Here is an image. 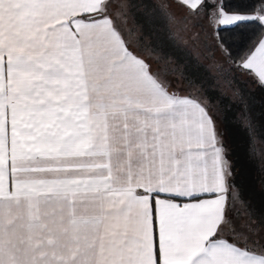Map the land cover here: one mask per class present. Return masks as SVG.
Returning <instances> with one entry per match:
<instances>
[{"label":"crops","instance_id":"obj_1","mask_svg":"<svg viewBox=\"0 0 264 264\" xmlns=\"http://www.w3.org/2000/svg\"><path fill=\"white\" fill-rule=\"evenodd\" d=\"M97 8L99 0H34L24 39L0 42V264H54V256L68 264H97L108 209L109 221L115 219L113 227L122 233L117 260L174 264L185 254L183 245L166 239L164 228L170 216L195 203L187 197L202 187L193 169H178L179 161L168 159L182 147L168 133L170 113L178 102L194 114L202 111L200 104L209 107L194 94L192 100L170 96L167 79L156 76V69L159 64L175 77L177 89L192 93L178 71L179 48L190 40L197 49L192 35L201 28L173 25L174 33L187 36L176 38L170 43L175 51L164 54L139 41L136 24L125 28L116 21L117 32L107 18L94 19ZM184 14L191 15L176 12ZM221 21L217 17L214 24ZM210 41L218 58L215 37ZM29 47L35 52H26ZM57 113H71L67 131L54 146L34 145L29 129L50 127ZM158 129L164 131L153 142ZM33 147L37 153L47 149L42 155L51 158L24 162ZM49 236L55 246L36 247ZM8 239L26 243L13 251L3 242ZM77 240L81 248L72 260Z\"/></svg>","mask_w":264,"mask_h":264},{"label":"snow or ice","instance_id":"obj_2","mask_svg":"<svg viewBox=\"0 0 264 264\" xmlns=\"http://www.w3.org/2000/svg\"><path fill=\"white\" fill-rule=\"evenodd\" d=\"M175 2L182 8H187L197 19L208 21L217 35L224 28L242 29L249 25H258V29L250 36L241 32L247 42L241 43L237 53L234 54L229 47L224 54L231 63L230 87L232 84L239 86L241 81L237 78L238 75H245L254 86L253 90L261 93L260 100L264 103V0H242L244 5L242 9L227 5L225 0H175ZM33 3L34 0H0V42L15 43L24 39V34L30 27L29 22L33 19L31 14ZM99 3L100 8L96 9L97 15L94 19L107 18L113 29L119 32L116 21L123 18L124 23H127L126 9L133 8V0H99ZM217 17H222L219 26L214 24ZM148 20L145 18L146 22ZM133 31L130 29L129 34ZM223 44L221 40L217 47ZM124 48L132 51L127 42L124 43ZM26 52L32 53L35 49L29 47ZM161 74L165 76L168 87L172 90L169 92L170 96L179 94L180 100L194 99L191 92H181L177 89L172 82L175 77L169 78V73L164 72L157 64L156 76ZM233 92L240 98L241 116L248 121L243 129L239 124L236 126L237 134L246 137L242 154L246 159L255 161L257 156L251 132L254 124L264 128V112L260 114L257 122L252 116L251 97L245 98L243 88H234ZM196 102L199 104L198 100ZM199 107L202 111L194 114L178 102L173 106L174 111L170 113L173 123L169 126L168 133L179 140L182 147L172 152L168 159L170 162L179 161L178 169L181 164L193 169L195 178L201 182L202 187L201 191L187 197L189 201L195 203L186 208L181 215L170 216L165 225L166 239L172 242L174 247L183 245L185 249V254L174 261V264H264V149H261L262 166L258 169L256 179L248 178L237 183L236 163L232 158L234 149L229 143L218 138L217 116L203 104ZM72 119L71 113L68 116L57 113V119L50 127L33 125L32 129H29L33 137L32 143L37 146L39 144L54 146L59 137L67 131L65 123ZM76 122L82 123L80 120ZM161 131L164 130L158 129L152 133L153 142ZM145 138L147 139V133ZM165 138L160 137L161 140ZM260 139L264 140V135ZM46 150L41 149L40 153H37L35 147L29 148L23 161L50 159L51 156L42 155ZM60 151L63 152V149ZM9 157H12L11 152ZM159 158L163 159V153L159 154ZM13 160L14 157L8 160L9 166L13 164ZM237 203L243 205L244 214L237 215L234 212ZM111 211L112 209H108L101 221L106 227L98 237L101 259L97 264H127L122 258L116 259V253L119 251L117 241L122 233L120 229L113 227L115 219L109 221ZM159 231L157 228L158 234ZM123 235L126 236L127 233ZM3 242L9 244L13 251H18V246L26 243L23 239H8ZM43 243L55 246L56 241L49 236L37 240L36 247ZM91 244L89 241V246ZM80 248L81 243L77 240L73 245L72 260H75V253L79 252ZM53 261L54 264H68V261L63 258L57 259L55 256Z\"/></svg>","mask_w":264,"mask_h":264},{"label":"trees","instance_id":"obj_3","mask_svg":"<svg viewBox=\"0 0 264 264\" xmlns=\"http://www.w3.org/2000/svg\"><path fill=\"white\" fill-rule=\"evenodd\" d=\"M170 2L171 0H167ZM134 6L132 9H128V15L131 16L132 22L138 27H141V35L139 41L147 42L148 45L158 52H163L164 54H170L173 50L171 44L176 42V38H179L180 35L174 33L171 27L173 24H168V16L164 14V5L163 0H133ZM225 3L229 6H235L236 8H243L242 0H225ZM175 9V7H172ZM176 10V9H175ZM174 10V11H175ZM176 10L175 12H177ZM169 14V13H168ZM97 15L91 14L90 16ZM176 17V16H175ZM179 17V16H178ZM186 25L189 27L200 26V32L192 35L194 37V44L197 49L192 51V48L187 46H180V60L182 65H178V71L183 76L186 84L194 85L198 84L196 81H199V84L203 88H207L211 83V67L207 63L208 61L205 58H201L200 50L205 51V54L211 50V41L210 36L215 37V41L218 44L221 40L224 42L223 47L224 52L230 50L235 54L240 50L241 43H246V37L241 34V32L247 33L249 36L258 29V25H249L246 28L237 29V28H224L218 35L214 33L213 28L204 25L203 21L197 19L191 15H181L180 16ZM145 18L149 20L146 22ZM175 21V20H174ZM192 24V25H191ZM179 25V23H178ZM216 25V24H215ZM220 24H217L219 26ZM181 28L187 26H180ZM187 27V28H189ZM187 33V32H186ZM191 36V37H192ZM202 36V37H201ZM198 37L200 40L198 41ZM162 43V46H161ZM167 44L166 46H163ZM171 43V44H170ZM143 45V44H142ZM172 46V48H171ZM204 48V49H203ZM213 54V53H212ZM208 55V54H207ZM209 58V55L207 56ZM211 57V56H210ZM227 57V56H226ZM179 60V63H180ZM227 60L229 61L228 57ZM209 65V66H208ZM231 64L228 66V78L231 80L232 73L230 72ZM227 77V73L224 74ZM241 84L239 88H243L245 98L251 97V110L252 116L259 120L260 114L264 112V103L261 102L259 91H254L253 87L249 85L250 81L247 79L241 78L240 75L237 77ZM210 99L215 104L214 108L216 112L208 105L209 109L217 116L218 123V132L221 139L226 143H229L234 149L233 160L236 163V172H237V183L251 178L256 179L258 169L262 166L260 163L261 149H264V140H261L260 137L264 135V128L253 125L251 132L253 139V146L256 152L257 159L251 161L246 159L242 154V149L244 146V141L246 137L237 134L236 126L241 125V129L246 127L248 121L246 118H243L240 113V100H232L225 93H220L219 91H208ZM220 124V126H219ZM258 183V180H257ZM239 215L244 214V207L239 203V209L237 210Z\"/></svg>","mask_w":264,"mask_h":264},{"label":"rangeland","instance_id":"obj_4","mask_svg":"<svg viewBox=\"0 0 264 264\" xmlns=\"http://www.w3.org/2000/svg\"><path fill=\"white\" fill-rule=\"evenodd\" d=\"M173 1L174 2H172V1L168 2L167 0H163V4H162L165 7L164 14L169 15L168 16L169 17L168 18V20H169L168 24H173L175 26H187V27H189L188 24L186 25V22H184L181 17H178V15H176V12H175L176 10H187V8H182L178 3L177 4L175 3V0H173ZM172 7H175L176 10L173 9ZM126 12H127V23H124L123 18H121V19L117 20L119 22V24L125 28L134 27V26H135V28H137V26L132 22L131 16L128 15V9H126ZM200 20L203 21L204 25L208 28V26H209L208 21L203 20V19H200ZM178 23H179V25H178ZM137 33H139V32L136 31L133 37H136ZM183 36L184 35L180 36V38ZM185 36H187V35H185ZM185 43H186L187 47L192 48L190 40H187ZM213 50L214 49L211 46V50H209L207 53L209 55V58L207 57L208 55L205 54V51L202 50V47H201V50L199 51L201 54V58L202 57L205 58L208 61L207 63L210 65V67L212 69L211 70V73H212L211 74V76H212L211 80L212 81L210 82L211 84L207 88L201 87L200 86V85H202L201 83L200 84L199 83L194 84V85L193 84L192 85L186 84V89H189L190 91H192V94L199 96L206 104H208L212 108V110H214V112H216V109L214 108L215 104L210 99V95H209L208 91L212 92L214 90V91H219L220 93H225L230 98H232V100H236V101H239L240 98L236 93L233 92V89L239 88V86L232 84L230 87V81L231 80L228 78L227 70H228V66L231 63H230V61L227 60V57L224 54L225 52L223 50V47L222 46L219 47V57L215 58V59H214ZM174 51L175 50H172L170 53H172ZM192 51H194V50H192ZM220 55H222V56H220ZM226 68H227V70H226ZM226 73H227V77L224 75ZM240 76H241V78L248 80V78L245 75H240ZM249 85L251 87H254L251 84V82L249 83ZM219 126H220V124H219ZM238 209H239V203H237V205L234 209V212L237 215H239L237 212Z\"/></svg>","mask_w":264,"mask_h":264}]
</instances>
